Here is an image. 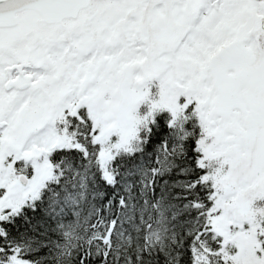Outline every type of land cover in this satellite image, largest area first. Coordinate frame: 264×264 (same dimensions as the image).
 <instances>
[{
	"label": "snow or ice",
	"instance_id": "1",
	"mask_svg": "<svg viewBox=\"0 0 264 264\" xmlns=\"http://www.w3.org/2000/svg\"><path fill=\"white\" fill-rule=\"evenodd\" d=\"M0 264H264V0H0Z\"/></svg>",
	"mask_w": 264,
	"mask_h": 264
}]
</instances>
